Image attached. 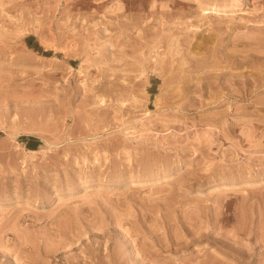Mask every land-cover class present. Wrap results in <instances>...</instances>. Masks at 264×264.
I'll list each match as a JSON object with an SVG mask.
<instances>
[{"label": "rangeland", "instance_id": "374dc122", "mask_svg": "<svg viewBox=\"0 0 264 264\" xmlns=\"http://www.w3.org/2000/svg\"><path fill=\"white\" fill-rule=\"evenodd\" d=\"M0 264H264V0H0Z\"/></svg>", "mask_w": 264, "mask_h": 264}, {"label": "bare ground", "instance_id": "6f19581e", "mask_svg": "<svg viewBox=\"0 0 264 264\" xmlns=\"http://www.w3.org/2000/svg\"><path fill=\"white\" fill-rule=\"evenodd\" d=\"M237 2L241 1V0H236ZM234 3V2H233ZM209 5V4H208ZM207 11L206 12H211V10H217V11H223L226 10V6L225 5H218L215 3L210 4L209 6L206 7ZM204 11V10H203ZM66 201V200H65Z\"/></svg>", "mask_w": 264, "mask_h": 264}]
</instances>
